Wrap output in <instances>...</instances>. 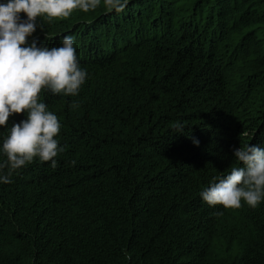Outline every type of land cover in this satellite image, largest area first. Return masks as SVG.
Wrapping results in <instances>:
<instances>
[{
	"label": "trees",
	"instance_id": "trees-1",
	"mask_svg": "<svg viewBox=\"0 0 264 264\" xmlns=\"http://www.w3.org/2000/svg\"><path fill=\"white\" fill-rule=\"evenodd\" d=\"M64 35L88 75L77 96L40 94L65 150L0 183V264H264V201L200 196L237 166L235 148H264V0H130L120 13L101 0L38 18L28 45Z\"/></svg>",
	"mask_w": 264,
	"mask_h": 264
},
{
	"label": "clouds",
	"instance_id": "clouds-1",
	"mask_svg": "<svg viewBox=\"0 0 264 264\" xmlns=\"http://www.w3.org/2000/svg\"><path fill=\"white\" fill-rule=\"evenodd\" d=\"M130 0H103L107 11H124ZM101 6V0H6L0 3V126L7 135L0 152L6 157L0 162V183H11L13 174L33 163L50 162L65 149L56 137L61 124L56 114L40 100L44 90L53 95L77 96L87 78L75 48V37L64 35L61 46L28 45L27 37L37 28V19H67L74 10L87 13ZM20 13L26 14L21 19ZM41 29L43 27L39 25ZM72 108L79 103L73 102ZM26 113V119L8 127L14 114ZM176 133L184 126L175 124ZM199 145V140L193 138ZM237 166L222 177H213L200 196L209 206L222 205L238 209L242 202L255 208L264 201V148L246 144L233 150ZM75 164V161H72Z\"/></svg>",
	"mask_w": 264,
	"mask_h": 264
}]
</instances>
